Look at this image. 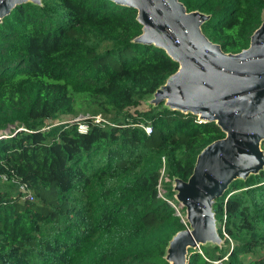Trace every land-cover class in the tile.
Segmentation results:
<instances>
[{"label": "trees", "instance_id": "1", "mask_svg": "<svg viewBox=\"0 0 264 264\" xmlns=\"http://www.w3.org/2000/svg\"><path fill=\"white\" fill-rule=\"evenodd\" d=\"M179 1L208 17L201 31L226 54L264 22V0ZM136 15L111 0H40L1 19L0 264H168L169 242L188 228L173 182L225 133L164 103L129 111L178 69L134 41ZM80 114L107 124L82 134L61 120ZM212 212L220 243L188 248L186 264H264V165L232 180Z\"/></svg>", "mask_w": 264, "mask_h": 264}, {"label": "water", "instance_id": "2", "mask_svg": "<svg viewBox=\"0 0 264 264\" xmlns=\"http://www.w3.org/2000/svg\"><path fill=\"white\" fill-rule=\"evenodd\" d=\"M134 8L142 33L134 41L163 49L178 63L177 71L147 100L214 121L223 139L204 148L187 181L175 179V199L185 208L190 229L177 232L168 244V264H186L188 248L219 244L212 212L214 200L228 184L263 169L264 156V22L247 49L223 53L202 33L207 16L187 12L179 0H111ZM40 0H0V21L16 6Z\"/></svg>", "mask_w": 264, "mask_h": 264}, {"label": "built area", "instance_id": "3", "mask_svg": "<svg viewBox=\"0 0 264 264\" xmlns=\"http://www.w3.org/2000/svg\"><path fill=\"white\" fill-rule=\"evenodd\" d=\"M72 122H76L77 123V131L79 133H86L88 130V124H96L99 125L101 127L105 126L107 124V122L101 118L100 116H83L81 118H77L74 119ZM145 130L146 133L150 132V129L148 127L143 128ZM0 180H6V176H1ZM12 182L15 183L18 187V192L20 193V197L23 200H33L32 197V192L31 190L28 188L27 184L24 182H21L19 179H17L15 176H12ZM158 194L161 196V193L158 192ZM172 208L175 210L176 214L179 215L177 207L171 203L168 202Z\"/></svg>", "mask_w": 264, "mask_h": 264}, {"label": "rangeland", "instance_id": "4", "mask_svg": "<svg viewBox=\"0 0 264 264\" xmlns=\"http://www.w3.org/2000/svg\"><path fill=\"white\" fill-rule=\"evenodd\" d=\"M149 106H150V102L145 101V102H142L140 104V106H138L137 108H130L129 111L130 112H134L135 109L142 111V110H146ZM81 117H83V115H81V114L78 117H76V118L73 117V115H65V116H62V119L61 120L63 122H69V121H73L74 119H77V118L79 119ZM216 227H217V224H216ZM187 229H190L189 225H188V228Z\"/></svg>", "mask_w": 264, "mask_h": 264}]
</instances>
